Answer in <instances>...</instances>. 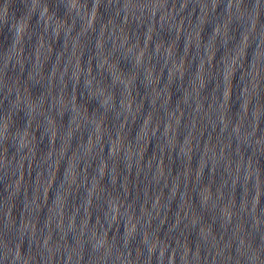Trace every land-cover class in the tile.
<instances>
[{
    "label": "clouds",
    "instance_id": "9594fccd",
    "mask_svg": "<svg viewBox=\"0 0 264 264\" xmlns=\"http://www.w3.org/2000/svg\"><path fill=\"white\" fill-rule=\"evenodd\" d=\"M0 264H264V0H0Z\"/></svg>",
    "mask_w": 264,
    "mask_h": 264
}]
</instances>
